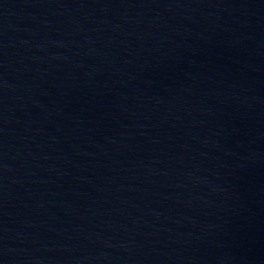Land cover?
I'll list each match as a JSON object with an SVG mask.
<instances>
[{
    "label": "water",
    "instance_id": "1",
    "mask_svg": "<svg viewBox=\"0 0 264 264\" xmlns=\"http://www.w3.org/2000/svg\"><path fill=\"white\" fill-rule=\"evenodd\" d=\"M0 264H264V0H0Z\"/></svg>",
    "mask_w": 264,
    "mask_h": 264
}]
</instances>
